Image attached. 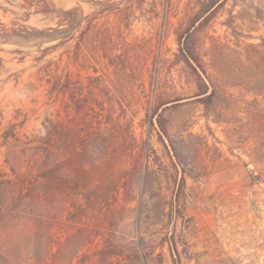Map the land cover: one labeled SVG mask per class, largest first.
<instances>
[{
  "label": "rangeland",
  "instance_id": "1",
  "mask_svg": "<svg viewBox=\"0 0 264 264\" xmlns=\"http://www.w3.org/2000/svg\"><path fill=\"white\" fill-rule=\"evenodd\" d=\"M48 132L50 233L0 264H264V0H0V177Z\"/></svg>",
  "mask_w": 264,
  "mask_h": 264
},
{
  "label": "trees",
  "instance_id": "2",
  "mask_svg": "<svg viewBox=\"0 0 264 264\" xmlns=\"http://www.w3.org/2000/svg\"><path fill=\"white\" fill-rule=\"evenodd\" d=\"M59 12V11H58ZM61 14H68L65 11L59 12ZM203 16L198 17L193 21L191 27H195V25L201 21ZM207 18H204L199 26H202ZM61 24L60 27L63 26L64 20L63 16L60 18ZM62 30V29H59ZM58 30V31H59ZM188 35H192L190 32ZM191 37V36H190ZM189 39H187L186 43H184L185 47H181L180 49V57L181 60L184 61L190 68H192L200 78V75L197 71V66H201L199 58L193 52L192 48L189 47ZM181 40V39H180ZM201 79V83L199 86V94L198 96H203L202 99L210 101L212 99V94L208 95V87L205 81ZM160 107H157L156 113H158ZM158 124L161 131L164 134H167L165 120L162 116V113L158 115ZM26 148L23 149L22 156H16V160L21 161L23 164H26V171L21 172L19 170H13V178L9 180H5V176L0 177V225L10 224L11 219L14 220L18 217H25V230L32 232L34 228H45L47 235L50 233V223L47 221V218L37 219L35 227L33 228V224L30 225L32 215L29 212L32 209H35L37 204L40 202L47 201L49 199L51 193V186L53 180H51L52 169L50 167L51 161V134L48 132L47 136L43 138H37L34 140L33 145L30 146L32 141L22 142ZM81 156V150L79 146L76 144L74 146L72 152L73 165H79ZM23 157V158H22ZM74 165V166H75ZM82 170V169H77ZM23 200L26 203H23ZM30 200V203L28 202ZM179 200V199H178ZM28 212V214H27ZM10 220V221H9ZM21 245H12L9 243H3L0 241V252L3 249H11L16 256H20L26 254L32 259L34 255L30 250H26L24 245L28 242L31 245V240H29L28 236L24 237L21 241ZM46 245L43 257L41 261L42 264H49L51 257L53 255V242L52 238L46 237ZM28 251V252H27ZM40 249L36 247V252L39 253ZM14 254L11 256L13 257ZM39 260V258H38Z\"/></svg>",
  "mask_w": 264,
  "mask_h": 264
}]
</instances>
